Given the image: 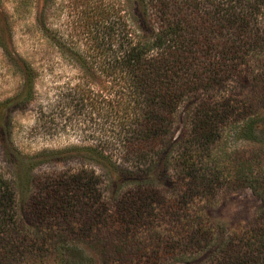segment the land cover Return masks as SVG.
I'll list each match as a JSON object with an SVG mask.
<instances>
[{
    "label": "rangeland",
    "instance_id": "374dc122",
    "mask_svg": "<svg viewBox=\"0 0 264 264\" xmlns=\"http://www.w3.org/2000/svg\"><path fill=\"white\" fill-rule=\"evenodd\" d=\"M132 3L0 0V198L12 194L7 208L24 229L51 233L49 246L65 241L79 248L62 260L181 264L191 255L179 253L178 237L193 230L197 217L221 228L249 226L260 205L259 197L236 181L227 160L236 162L243 153L264 157V141L224 136L221 172L198 165L190 180L177 177L175 168L161 175L159 164L144 166L139 177L130 161L114 163L94 152L97 125L77 114L75 92L107 91L111 84L83 74L78 56L89 45L92 27L123 19ZM254 103L264 119V98L258 94ZM261 124L258 140H264V120ZM173 127L179 135L181 116ZM124 200L132 207L139 201L147 205L140 219L122 217Z\"/></svg>",
    "mask_w": 264,
    "mask_h": 264
},
{
    "label": "trees",
    "instance_id": "16d2710c",
    "mask_svg": "<svg viewBox=\"0 0 264 264\" xmlns=\"http://www.w3.org/2000/svg\"><path fill=\"white\" fill-rule=\"evenodd\" d=\"M133 1L123 19L92 27L78 56L83 74L111 84L107 91L75 92L77 114L97 125L94 152L114 163L130 161L139 177L154 164L161 175L175 168L189 180L198 165L220 173L224 136L264 141L254 103L258 94L264 98V0ZM246 85L250 92H241ZM179 116L183 127L175 135ZM227 164L259 197L256 217L249 226L227 228L197 217L193 230L178 237L179 253L191 255L181 264H264V157L243 153ZM11 202L10 193L0 198V264H89L62 260L79 248L65 241L49 246L51 233L24 229L7 208ZM142 202L132 207L124 200L122 217L140 219Z\"/></svg>",
    "mask_w": 264,
    "mask_h": 264
}]
</instances>
